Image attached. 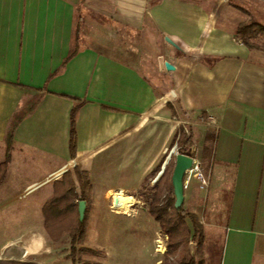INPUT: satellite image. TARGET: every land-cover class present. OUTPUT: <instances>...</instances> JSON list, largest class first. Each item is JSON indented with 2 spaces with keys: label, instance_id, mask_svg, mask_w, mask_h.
Returning a JSON list of instances; mask_svg holds the SVG:
<instances>
[{
  "label": "crops",
  "instance_id": "obj_1",
  "mask_svg": "<svg viewBox=\"0 0 264 264\" xmlns=\"http://www.w3.org/2000/svg\"><path fill=\"white\" fill-rule=\"evenodd\" d=\"M247 22L229 0H0V163L11 117L42 93L15 133L9 176L43 155L52 165L43 208L72 164L89 174L93 211L115 215L114 195L133 197L162 177L163 166L146 185L181 132L175 121L217 115L219 129L185 125L208 184L188 181L184 206L201 221L205 264H264V49L236 37ZM7 180L0 201L17 206L20 185Z\"/></svg>",
  "mask_w": 264,
  "mask_h": 264
},
{
  "label": "rangeland",
  "instance_id": "obj_2",
  "mask_svg": "<svg viewBox=\"0 0 264 264\" xmlns=\"http://www.w3.org/2000/svg\"><path fill=\"white\" fill-rule=\"evenodd\" d=\"M229 3L246 9L251 23L264 26L263 3L256 0H229ZM259 40L261 49H264V36ZM174 126L179 130L187 127L175 124ZM171 151L169 144L155 166L153 174L147 179L146 185L151 186L156 171L164 165ZM51 169L52 165L43 155L32 154L29 159L21 161V164L14 167L10 174L8 183L18 182L20 185L16 190L20 199L14 200L20 203L17 206L3 205L0 201V263L6 260H19L37 264H73L69 237L65 235L63 241L55 243L44 229L39 195L48 188L44 176H47ZM67 169L72 170V164L68 165ZM164 185L163 204L173 197L171 186L167 182ZM80 194L78 191V196ZM115 196L110 199L111 212L115 215L106 213L104 216L102 212L104 207H96L99 209L96 213V210L93 211L91 205L87 207L86 203L85 214L88 212L90 219V234L87 232L85 239L77 244L76 264H162L167 252V247L165 251L163 246L167 245L169 237L164 235L159 224L144 209L142 203L133 202V205L124 211L115 210L113 208ZM185 209L189 210L186 204ZM103 220L106 223L102 222ZM186 224L191 229L190 221L187 220ZM188 236V243L184 249L187 256L196 255L197 243L191 241L192 230L188 232ZM169 263L174 264V258H170Z\"/></svg>",
  "mask_w": 264,
  "mask_h": 264
},
{
  "label": "trees",
  "instance_id": "obj_3",
  "mask_svg": "<svg viewBox=\"0 0 264 264\" xmlns=\"http://www.w3.org/2000/svg\"><path fill=\"white\" fill-rule=\"evenodd\" d=\"M236 37L241 40L250 49H261L259 38L264 36V26L258 23H242L236 29ZM75 52H71L67 58V62L71 60ZM29 91V89H27ZM43 99L42 93L35 92L30 97L21 109L13 114L9 121L7 133L4 139L5 157L0 163V185L8 178L10 172V163L12 153L15 149V133L19 125L29 118L40 106ZM78 106L73 108L70 117V141L69 152L72 160L75 159L77 153L78 136L76 130V115ZM206 117L205 113H202ZM178 144V151L183 154H188L195 158V135L192 126L184 127L180 134L175 133L173 140L170 143V148L173 149L175 144ZM204 160L206 159L203 157ZM174 160L172 159L167 165L162 177L152 187L142 189V202L145 204L144 209L154 218L163 230L164 235L169 237L166 245L167 252L162 264H170L169 259L174 258V264H205V256L202 252L203 231L199 217L191 212H188L183 205L182 208L174 207V195L167 203H162V195L165 191V183L167 182L171 188L170 182ZM202 170V164H200ZM203 174H207V168H203ZM80 190V196L77 194V185ZM167 180V181H166ZM92 186L89 174L82 171L78 167L72 170H67L61 177V180L55 183L53 198L42 208L44 216V229L49 238L59 243L63 241L65 235L69 237L71 245V256L73 264H76V254L78 253L77 244L82 242L88 232V212L85 214L83 221L79 219L78 206L74 200L84 201L88 205V200L91 194ZM173 192V188H172ZM190 221L191 229L186 224ZM190 229V230H189ZM192 230L191 241L197 243L195 254L187 256V251L184 249L188 243V232ZM89 252H93L88 250ZM198 256L199 258H197ZM0 264H37L32 261L6 260Z\"/></svg>",
  "mask_w": 264,
  "mask_h": 264
},
{
  "label": "water",
  "instance_id": "obj_4",
  "mask_svg": "<svg viewBox=\"0 0 264 264\" xmlns=\"http://www.w3.org/2000/svg\"><path fill=\"white\" fill-rule=\"evenodd\" d=\"M166 68L172 70L173 67L166 63ZM174 158V167L171 175V184L173 188V195L175 198L174 207L176 209L182 208L185 201V176L186 173L191 170L196 164L195 159L188 155L178 151V145L176 144L171 151L170 156L163 165V169L158 176L160 178L164 173L169 162ZM86 202L80 201L78 206L79 219L83 221L85 218Z\"/></svg>",
  "mask_w": 264,
  "mask_h": 264
},
{
  "label": "built area",
  "instance_id": "obj_5",
  "mask_svg": "<svg viewBox=\"0 0 264 264\" xmlns=\"http://www.w3.org/2000/svg\"><path fill=\"white\" fill-rule=\"evenodd\" d=\"M193 124H199L202 126H206L208 128H215V129H219L221 127L220 118L217 115H206V117L203 115H199L196 117L195 122H192V121H175V125H177V126L193 125ZM193 177H198L204 185L208 184V179L203 175V173L201 171L200 164H198V163H196L194 165V167L186 173L185 184L188 181H190ZM119 196L124 197V198H128V199H132L133 201L127 203L123 207L116 208L115 202H116L117 197H119ZM141 200H142L141 192H137L133 197H125L124 195H116L113 199V208L115 210H118V211H124L127 207H130L131 205H133V202L138 203ZM163 247H164L163 250L166 251V245ZM163 250H162V252H163ZM163 254H164V252H163Z\"/></svg>",
  "mask_w": 264,
  "mask_h": 264
},
{
  "label": "bare ground",
  "instance_id": "obj_6",
  "mask_svg": "<svg viewBox=\"0 0 264 264\" xmlns=\"http://www.w3.org/2000/svg\"><path fill=\"white\" fill-rule=\"evenodd\" d=\"M132 199H128V198H124V197H117L116 202H115V207L116 208H120L123 207L124 205H126L129 202H132Z\"/></svg>",
  "mask_w": 264,
  "mask_h": 264
}]
</instances>
